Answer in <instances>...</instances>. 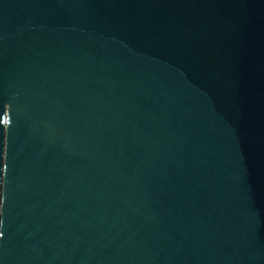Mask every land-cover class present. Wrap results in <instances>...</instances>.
Listing matches in <instances>:
<instances>
[{"label": "water", "instance_id": "water-1", "mask_svg": "<svg viewBox=\"0 0 264 264\" xmlns=\"http://www.w3.org/2000/svg\"><path fill=\"white\" fill-rule=\"evenodd\" d=\"M0 264H264V0H0Z\"/></svg>", "mask_w": 264, "mask_h": 264}]
</instances>
